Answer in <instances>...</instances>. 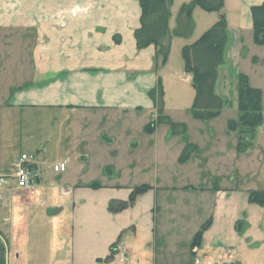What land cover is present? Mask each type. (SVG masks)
Returning <instances> with one entry per match:
<instances>
[{
  "label": "crops",
  "instance_id": "crops-1",
  "mask_svg": "<svg viewBox=\"0 0 264 264\" xmlns=\"http://www.w3.org/2000/svg\"><path fill=\"white\" fill-rule=\"evenodd\" d=\"M190 1L172 0L168 20L170 32L176 26L180 7ZM263 2L224 0L222 10L211 13L195 7L192 34L188 37L171 35L170 52L161 65L155 46L136 47L134 32L140 27L141 17L137 0H0V176L11 172L19 156L13 149L19 143H29L28 140L34 138V131L43 132L46 123L67 128V135L74 136L70 141L72 148L76 145L84 147L83 153L76 151L75 159H84L85 164L89 140L98 144L106 136L109 125L120 127L123 124L119 119L121 116L147 111L151 120L154 119L156 111L147 93L156 86L158 78L164 91L163 113L191 107L194 99L192 74L184 70L181 51L213 26L221 13L226 19L228 41L224 64L218 69L215 92L225 100L228 86L231 84L235 89L237 73L244 74L242 69L252 62L264 65V45H257L253 40L250 13L252 6ZM175 59L179 61L177 66L173 65ZM261 71L259 75L264 78V69ZM254 88L261 89L259 85ZM236 101L226 103L222 110L237 111ZM261 106L264 112L263 91ZM227 129L225 125L223 141L237 132ZM197 152L198 148L186 161L178 163L183 165L191 158L196 159ZM257 159L263 160L261 156ZM33 160L39 177L26 196H31L35 192L33 189L39 188L43 181V167L38 160ZM243 164L250 166L242 162V167ZM231 165L232 170L234 164ZM204 167H207L206 163L198 162L191 170L205 175L208 169ZM66 170L65 167L61 172ZM11 181L0 182V241L7 254L10 250L8 240L13 243V253L18 258L14 238H19L23 218L22 209L13 206L12 201L18 204L24 195ZM79 184L73 181L62 189V194H71L76 187L82 186ZM154 189L152 187L153 193L161 195L160 202L155 199L152 210L154 238L158 231L165 229L164 222L167 221L176 219L180 227L191 218L190 224L201 225L206 221L201 247L193 250L194 256L201 250L195 264H215L222 258L228 264H264V206L248 201L250 191L244 190L243 194L236 177L225 186L220 182L213 183L212 187L181 185L179 190L183 192L179 195L184 196H176V203L167 202L172 195H166L170 193L168 187ZM174 190L176 188L172 190L176 192ZM187 198L194 201L186 202ZM50 209L56 212L52 213ZM62 212V207L45 211L49 221L57 225L53 228L56 240L60 239L57 232ZM132 232L135 234L136 227ZM57 245L58 240L55 241ZM120 249L122 247L115 253ZM56 250L51 252L52 264H98L90 258V251L77 257L69 248ZM129 253L132 252L124 249L119 260L124 264H157L155 255L152 260L146 257L131 260ZM158 264L169 263L161 260Z\"/></svg>",
  "mask_w": 264,
  "mask_h": 264
},
{
  "label": "rangeland",
  "instance_id": "rangeland-1",
  "mask_svg": "<svg viewBox=\"0 0 264 264\" xmlns=\"http://www.w3.org/2000/svg\"><path fill=\"white\" fill-rule=\"evenodd\" d=\"M178 62L175 59L173 65L177 66ZM261 69H264V65L252 62L242 71L249 77L250 86L259 85L264 94V78L259 75ZM228 89L224 98L229 105L234 102L237 94L236 86L233 89L230 84ZM163 114L172 122L184 124L185 134L172 135L168 124H158L152 132H146L145 128L152 121L150 114L147 111H134L132 115L119 118L123 120L120 127L109 125L106 136L98 144L89 140L85 164L84 159H75L76 151L83 153L84 147L76 145L75 149L72 148L70 141L74 136L67 135V128L55 124L51 126L46 123L43 132H33L34 138L29 139V143H19L13 149L14 154L18 156L23 152L38 160L43 167V181L39 188L33 189L35 192L31 196H26V192L31 189L29 187L20 190L24 196L18 204L12 201L13 206L22 209L23 221L19 233V238L22 239L14 238L18 258L13 253V243L8 240L9 254L4 252L7 264H52L51 252L58 245L61 246L56 252L61 247L65 250L69 248L73 250L72 255L77 257L84 251H90L92 260L101 259L98 264H124V261L119 260L124 249L133 253L128 255L131 260L140 257L152 260L155 255L157 264L161 260L169 264H181L183 261H186L185 264H195L201 250L193 256L190 245L195 233L206 221L202 219L204 223L201 225L197 222L190 224L191 218L181 227L176 219L167 221L164 222L165 229L158 231V236L154 238L152 210L155 199L159 201L161 195L153 193L152 187H168L170 193L166 195L172 194L168 203H176V196H184L179 195V192H183L179 190L181 185L212 187L213 183L220 182V185L225 186L230 184L232 177H236L238 188L242 189L243 194L244 190H264V112L262 111V123L255 129L253 138L250 139L247 135L248 146L243 153L237 148V132L229 136L227 141L222 140L228 120L238 119L236 109L232 111L231 108H226L220 116L210 120L194 119L190 107ZM184 143H194L198 146V152L196 159L191 158L181 165L178 158ZM260 156L263 158L261 161L257 159ZM197 161L206 163L207 167L204 168L208 172L205 170V175L195 174L191 170L198 165ZM242 162H247L250 166L244 167L243 164V168ZM59 163L65 164V173L53 171V165ZM231 164H234L232 170ZM73 181L82 186L76 187L71 194L63 195L62 189ZM142 185L149 189L130 201L132 191ZM173 188H176V192L172 191ZM176 193L178 194L175 195ZM187 199L189 200L186 202L194 201ZM116 201L126 202L127 205L119 211L110 210V205ZM56 207L63 208L57 246L53 230L57 225L51 223L45 215L47 208ZM134 227L135 234L132 232ZM119 235L118 245L122 249L114 254L112 260H105L110 253V245L117 241Z\"/></svg>",
  "mask_w": 264,
  "mask_h": 264
},
{
  "label": "trees",
  "instance_id": "trees-1",
  "mask_svg": "<svg viewBox=\"0 0 264 264\" xmlns=\"http://www.w3.org/2000/svg\"><path fill=\"white\" fill-rule=\"evenodd\" d=\"M141 7L140 27L135 30L134 38L138 49L153 45L160 56V64L163 65L170 52L171 35L188 37L194 30L192 12L195 7L205 12H220L224 6V0H191L183 4L176 17V26L172 32L168 28L170 7L172 0H137ZM253 40L257 45H264V2L254 5L250 9ZM117 39V38H116ZM115 39V40H116ZM117 41V40H116ZM228 41L226 19L223 13L218 21L205 31L197 41L182 48L181 55L184 61V70L192 74L194 99L190 112L194 119L210 120L220 115L226 101L215 93V83L219 67L224 64V53ZM236 94L238 119H229L227 128L229 131H237L238 151H244L248 146L247 135L250 139L255 134V129L262 123L261 91L251 87L248 78L242 73L236 74ZM148 97L152 101L156 117L145 128L146 132H152L158 124H168L172 135H183L186 127L182 123L172 122L163 114L164 91L161 80L158 78L156 86L149 90ZM197 150V146L187 143L183 147L178 161L184 162ZM97 185V184H94ZM148 186L142 185L134 189L130 195V201L141 193L146 192ZM248 201L264 206V190H253L248 194ZM126 202L116 201L109 209L119 211L124 209ZM208 223L198 230L191 242L190 250L200 248L203 231ZM119 235L116 242L110 245V253L105 260H112L116 247L120 242ZM5 249L0 242V264H5Z\"/></svg>",
  "mask_w": 264,
  "mask_h": 264
},
{
  "label": "built area",
  "instance_id": "built-area-1",
  "mask_svg": "<svg viewBox=\"0 0 264 264\" xmlns=\"http://www.w3.org/2000/svg\"><path fill=\"white\" fill-rule=\"evenodd\" d=\"M65 169L64 163L57 164L53 167L55 172H61ZM13 179L16 187L20 190L27 189L33 185L38 178V171L33 167V159L31 156L21 154L15 162L12 172L8 175L0 176V182H4L6 179ZM215 264H228L222 258Z\"/></svg>",
  "mask_w": 264,
  "mask_h": 264
},
{
  "label": "water",
  "instance_id": "water-1",
  "mask_svg": "<svg viewBox=\"0 0 264 264\" xmlns=\"http://www.w3.org/2000/svg\"><path fill=\"white\" fill-rule=\"evenodd\" d=\"M101 261V259H97V262H100Z\"/></svg>",
  "mask_w": 264,
  "mask_h": 264
}]
</instances>
